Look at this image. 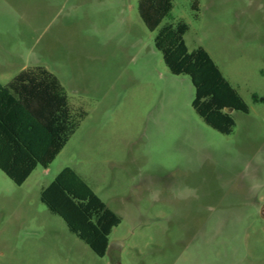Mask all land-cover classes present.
I'll return each instance as SVG.
<instances>
[{
    "label": "rangeland",
    "instance_id": "rangeland-1",
    "mask_svg": "<svg viewBox=\"0 0 264 264\" xmlns=\"http://www.w3.org/2000/svg\"><path fill=\"white\" fill-rule=\"evenodd\" d=\"M249 112L196 111L139 0H0V82L43 65L88 114L23 184L0 168V264H264V0H173ZM197 2V7L195 3ZM73 167L122 221L96 254L41 194Z\"/></svg>",
    "mask_w": 264,
    "mask_h": 264
},
{
    "label": "trees",
    "instance_id": "trees-1",
    "mask_svg": "<svg viewBox=\"0 0 264 264\" xmlns=\"http://www.w3.org/2000/svg\"><path fill=\"white\" fill-rule=\"evenodd\" d=\"M173 7V0H139L138 9L147 27L158 29L155 45L170 70L190 76L196 111L212 127L231 133L236 121L226 108L249 112V105L205 47L189 48L185 20L161 26ZM87 114L84 107L72 105L60 78L43 65L28 66L9 82H0V168L23 184L39 165L49 167ZM41 199L96 254L106 255L122 218L73 167H65Z\"/></svg>",
    "mask_w": 264,
    "mask_h": 264
},
{
    "label": "water",
    "instance_id": "water-1",
    "mask_svg": "<svg viewBox=\"0 0 264 264\" xmlns=\"http://www.w3.org/2000/svg\"><path fill=\"white\" fill-rule=\"evenodd\" d=\"M226 110H227V111H233L234 108L228 106V107L226 108Z\"/></svg>",
    "mask_w": 264,
    "mask_h": 264
}]
</instances>
